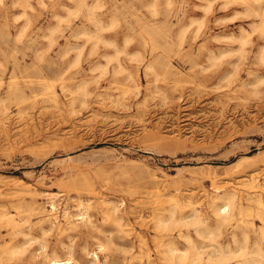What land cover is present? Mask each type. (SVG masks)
Instances as JSON below:
<instances>
[{
    "label": "rangeland",
    "instance_id": "374dc122",
    "mask_svg": "<svg viewBox=\"0 0 264 264\" xmlns=\"http://www.w3.org/2000/svg\"><path fill=\"white\" fill-rule=\"evenodd\" d=\"M260 53L264 0H0V211L23 231L0 246L30 239L0 264H89L99 243L103 264H173L147 203L171 195L178 221L161 242L186 252L174 264H232L217 260L227 244L255 255L264 169L246 175L264 168ZM226 188L241 202L231 223L207 204ZM194 208L201 221L186 217Z\"/></svg>",
    "mask_w": 264,
    "mask_h": 264
},
{
    "label": "bare ground",
    "instance_id": "6f19581e",
    "mask_svg": "<svg viewBox=\"0 0 264 264\" xmlns=\"http://www.w3.org/2000/svg\"><path fill=\"white\" fill-rule=\"evenodd\" d=\"M246 41H247V38H244L241 40V43L244 44V43H246ZM260 58H261V60H264V59H262L261 53H260ZM262 166H264V165H262ZM236 167L240 171L242 166L240 163H238ZM258 169H259L258 171L256 169H252V170H249V172H247L248 174L246 176H247V180L249 181L250 184L254 181L257 174H259V172L264 168L258 167ZM241 184H244V183H241ZM214 186L216 188V185H214ZM256 186H257L256 184L255 185L252 184L251 187L254 188ZM234 189L233 188H226V190L223 193L219 194L220 192L219 193L217 192V193L211 194L209 196V198H207V204L212 207L213 214L217 220L222 221V222L231 223V221L235 218V214L241 213V202L238 198L237 192ZM133 193H136V192H133ZM154 199L155 200H151V201L148 200L147 203H149V206L151 207L150 209H151L152 213H154L153 214V220H154L153 221V223H154L153 229L155 231L154 232V242L156 241V250L159 253L160 258H162L163 260H167V261L174 264L178 261V259L181 256H185L186 252H182L180 254H177V256H176V253L179 251V249L176 247L175 241L173 240V238L170 237L167 239L166 242L165 241L161 242V239H162L161 235H162V231L168 230V228H170L171 226H174L178 221V218L176 217V214H175L176 213V207L178 205V198H176L175 195H171L169 197V199H167V198L161 199V198H157V197ZM246 199L250 200L249 197H246ZM253 199L256 203H258L259 205L264 207V200H261L259 195H256L255 197H253ZM131 200L133 203L132 204L133 206L130 207L131 213H132L134 219H136V221H139L140 215H139L137 208H136L137 204L140 202L139 198L134 197ZM167 201L169 202L168 207L163 205V203L167 202ZM144 202H146V201H144ZM11 205L12 206H18L13 201L11 202ZM50 206H51V209H54V204L52 202H50ZM35 209H37V208H35ZM165 209L168 211L167 216L163 215V210H165ZM116 210H117V208L115 206H113L112 212L115 213ZM85 214H86V211H84V210L79 212V213H76L78 218H81V219L86 216ZM186 217H191L192 222L201 221L199 214L197 212V209H195V208ZM115 219L117 221H119V217H115ZM39 220H40L39 222H42L43 221L42 217H40ZM67 224L70 227H75V225L72 222H70L69 220L67 221ZM120 225H122V224H120ZM18 226L19 225L14 221V218L10 214V212H8L6 210L0 211V240L4 239L5 236H8L9 238H12L13 240H15L14 235L17 232L23 233L22 230L18 231ZM3 227H6V229H5L6 232L2 231ZM209 233H210V230H209ZM170 234H171V232H170ZM24 235H27V232H25ZM259 235L262 239V242H264V229L260 230ZM135 237L138 241V245H139L140 249H142V251H143L144 250L143 247H145V241L142 239V235H140L138 233V234H136ZM29 241H30V239L28 238L26 240H23L22 242H19L18 244L14 245L12 247H8L6 245L0 246V259L2 258L1 252L5 253L9 250L11 252H13V250L16 251V248L20 249L22 251L25 250L27 247V243H29ZM231 241H233L235 244L237 243V240L235 238L234 233H232ZM226 247L227 248L225 250L224 249H218L217 250V252L219 253V255L217 256L218 262H225V261L233 259L234 261L232 264H264V247H261V245L259 243H256V246L254 247L253 250L251 249L255 255L250 256V257L246 256V254L249 253V251L244 245L238 246L237 248H232L230 244H227ZM103 249H104L103 244L99 243L95 249H92L89 252V254L91 256L89 264H103V262H101L99 260V255H98V252L102 251ZM252 251H251V253H253ZM136 255H132V257H134ZM32 256L35 257L34 254H32ZM45 256L47 258V264H70V263L78 264V263L74 262L71 259V257L61 259V258H58L57 256H49L47 254ZM193 260H195V259H193Z\"/></svg>",
    "mask_w": 264,
    "mask_h": 264
}]
</instances>
